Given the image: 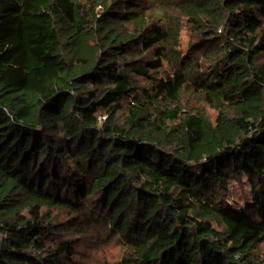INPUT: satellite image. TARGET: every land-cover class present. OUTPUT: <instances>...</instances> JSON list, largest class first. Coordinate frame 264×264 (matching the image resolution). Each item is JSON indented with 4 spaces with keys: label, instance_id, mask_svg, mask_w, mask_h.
I'll return each instance as SVG.
<instances>
[{
    "label": "trees",
    "instance_id": "obj_1",
    "mask_svg": "<svg viewBox=\"0 0 264 264\" xmlns=\"http://www.w3.org/2000/svg\"><path fill=\"white\" fill-rule=\"evenodd\" d=\"M154 3L0 0V264H264V0Z\"/></svg>",
    "mask_w": 264,
    "mask_h": 264
},
{
    "label": "rangeland",
    "instance_id": "obj_2",
    "mask_svg": "<svg viewBox=\"0 0 264 264\" xmlns=\"http://www.w3.org/2000/svg\"><path fill=\"white\" fill-rule=\"evenodd\" d=\"M138 3L144 7L156 5V3L152 4V0H138ZM96 9L100 11L102 8L97 6ZM181 39L183 42L187 40V34L184 33V31L182 32ZM156 75L158 74L156 73ZM137 83L140 86L146 85V82L141 78H137ZM206 109L213 118L215 114L214 110L210 107H206ZM249 199L250 187L246 176H243L242 180L239 182H229L228 189L223 192V201L231 206L242 207L246 205ZM54 213V221L67 222L68 215L66 213L58 210ZM92 213L93 212L91 211L87 212V214L80 220V223H83L84 228L87 229L86 234L83 235L75 230H70L69 233H63L60 235L61 238L69 240L74 249L71 258H68L67 260V264H118L123 251L122 242L116 235L111 237L103 235L101 232L102 217L97 216L99 219L93 220ZM94 217L96 216L94 215ZM73 221H77L76 218L71 220V222ZM263 253L264 242H261L257 249L254 250V254L260 258Z\"/></svg>",
    "mask_w": 264,
    "mask_h": 264
}]
</instances>
